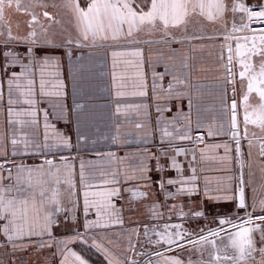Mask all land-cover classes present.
Instances as JSON below:
<instances>
[{"label":"snow or ice","instance_id":"1","mask_svg":"<svg viewBox=\"0 0 264 264\" xmlns=\"http://www.w3.org/2000/svg\"><path fill=\"white\" fill-rule=\"evenodd\" d=\"M14 3L19 10L20 0H0V20H3L5 7L11 8ZM64 6L73 15L76 34L74 37L65 38L59 47L127 48L126 51H112L114 68L115 58L121 55L139 58V67L143 63L144 50L141 45L151 46L159 43L170 46L183 45L185 40L221 39L223 43L219 61L223 69L222 79L225 86H231L233 93L230 104L223 102L228 118L224 134L230 136L232 145H206L200 149L201 158H204L207 152L220 147L224 148L226 155L229 152L243 155L242 140L248 143L249 157L254 147L253 140L258 141L259 155L264 157V136L257 137L255 132L249 136L250 125L256 126L264 133V0H256L254 4H247L243 0H87L85 6H81L80 0H65ZM229 13L230 23L226 19ZM43 15L51 19L47 11ZM201 21L220 23L223 31L215 37L193 33L181 38L175 34L181 30L187 34L190 23L199 24ZM35 22L37 17L33 14L29 22L30 30L24 37L12 36L9 29L7 42L15 40L25 44L23 54L14 51L0 52L4 61L0 63V105L5 102L3 86L6 84L8 129L6 133L0 132V247H11L13 254L33 246L38 249H55L53 257L59 256L58 264H89L88 260L71 249L70 245L77 242L95 249L104 257L106 264H141V260L136 259L137 256L146 257L143 264H264V199L258 204L255 199L251 205L246 202L247 185L242 172L238 182L230 187L217 186L212 189L211 181L204 179L205 198L237 200V209H245V215H237L236 219L219 217L216 228H202L192 232L182 223L172 224L168 221H165L162 227L145 226L144 245H153L156 251L137 252L139 231L133 230L128 237L123 256L113 251L112 246L119 247L117 241L88 234L93 230L109 229L113 225L123 224L119 214L121 210L117 208L116 201L124 198L122 193L125 191L130 193L131 198L137 195L146 198V189L151 186L150 173L153 170L160 174L158 186L162 191H166L171 199L179 200L200 192V177L193 167L196 160L195 149H192V160L188 164L191 175H185V170L176 157L189 154V149L182 147L177 141L198 144L203 142V136H192L189 116L186 114H178L172 120L164 117L166 111H171L167 102L183 94L176 86L184 82L173 76V81L165 88L162 84H157V80H163L164 74L154 73L152 89L157 101L155 130L160 135V151L143 154L144 159L137 158L123 173L117 170L103 174L99 183H84L82 163L81 193L71 179V173L67 169L62 171L54 160L47 158V152L44 151L53 146L68 147L70 143L49 120L50 115L59 118L57 109L62 113V106L52 105L51 114L47 109L38 106L39 98H59L63 84H53L45 77V69L58 67L54 56L51 55V49L58 45L53 39L47 38L46 33L42 42L38 40L37 33L32 28ZM141 34L149 37L159 34V37L140 39ZM0 35L3 33L0 32ZM17 66L19 71L13 70ZM184 67H188V64L185 63ZM137 76L140 82L134 83L133 87L140 90L133 92V95L144 96L146 92L143 89L146 85L143 75L137 73ZM113 79H116L115 73ZM237 84L241 96L239 101L236 99ZM161 100L164 101L163 104L160 103ZM77 107L82 108L83 105ZM191 107L192 102L189 100V112ZM241 110L242 121L239 119ZM117 111L119 112V108ZM40 112L43 113L42 141L22 132L25 126L39 128ZM177 124L181 126L177 127ZM17 125L20 127L17 128ZM136 127L142 128L143 125L137 124ZM223 128V124L215 128L210 125L207 135H220ZM50 139H54L56 143L50 144ZM33 156H43L44 159L36 165L25 163L26 158ZM62 161L66 163L64 158ZM241 166L243 167V160ZM173 169L177 176L166 178L164 173ZM121 175L124 176L125 183L134 181L137 188L143 187L145 190L136 192L124 188L120 181ZM169 186L174 187L175 191H169ZM229 192L232 194L227 195ZM81 195L86 217L84 231H75L73 238L56 239L52 229L60 227L63 218L68 217L71 211L79 206ZM162 207L164 206L154 202L149 211L156 219L164 220L163 213L158 210ZM176 207L173 205L169 209V216ZM90 211L95 214L94 220L87 219ZM180 212L181 220L190 215L194 218L204 216L202 210L183 213L181 208ZM149 232L152 235H149ZM153 236L156 239H153ZM34 241L36 243H33ZM177 250L198 253L199 258L193 260L189 255L185 260L179 255H167L168 252ZM129 253L132 255H128ZM205 253L207 259L204 258Z\"/></svg>","mask_w":264,"mask_h":264},{"label":"crops","instance_id":"2","mask_svg":"<svg viewBox=\"0 0 264 264\" xmlns=\"http://www.w3.org/2000/svg\"><path fill=\"white\" fill-rule=\"evenodd\" d=\"M30 0L29 6H21L17 10L15 3L11 8L5 7L3 22L8 20L12 36L24 37L30 30L29 22L32 15L35 14L37 22L32 24V28L37 33L38 28L45 33L47 38L55 41V49H51V55L54 56L58 67L45 69L46 79L51 83L62 82V95L57 98L43 97L39 98V108L47 109L51 114L52 105H60L63 108L62 113L57 109L59 118L49 117L50 123L65 137L70 146L59 148L53 146L45 149L47 158L54 160L62 171L67 169L71 173V179L77 187L83 191L80 183L81 164L84 165V183H99L103 174L116 172L121 173L129 168L130 163H134L137 158L144 159L145 153H158L160 151V135L156 129V99L153 94L152 84L153 75L164 74L162 81L157 80V84H162L165 88L169 82L173 81L176 76L184 83L177 85L180 92L183 93L178 98L174 97L167 102V107L171 111H166L164 117L172 120L178 114L189 116L191 134L194 131L203 130L206 141L200 145H192L189 141H177L184 148L189 149L187 156H177V161L183 166L185 175H191L188 168L192 160V149H195L196 160L193 162L197 174L200 177V192L191 196H184L179 200L168 197L166 191H162L158 186L159 173L154 170L151 175V186L146 189L148 195L146 198L137 195L135 198L130 197V193H122L123 199L117 200V208L123 220V224L113 225L109 229H98L89 232L90 236H105L109 240L117 241L119 247L112 246L113 251L123 256L124 249L127 247L128 237L133 230L139 231L140 242L136 245L137 252H154L156 247L153 245H144V228H151L156 225L163 226L165 221L172 224H180L192 232L199 229L216 228L218 218L227 216L236 219L237 215L244 216L245 209H237V200H209L203 195L204 179L211 181L212 189L217 186L230 187L238 182L243 174L246 182L245 196L246 202L251 205L253 199L257 204L264 199V157L259 155L258 141L253 140L254 147L251 150V156L248 153V143L242 140V153L237 155L234 152L225 154L224 148L220 147L207 152L204 158H201L200 149L206 145L232 142L230 136L225 135L227 130L228 118L224 112L223 102L229 104L233 98L231 86H225L222 75L223 69L219 61L221 51V39H204V40H185L184 44H152L151 46L141 45L143 48V63L137 67L139 58L129 57L127 55L117 56L115 58V68L113 67L114 58L111 53L113 50L126 51L127 48L112 49L105 47H84V48H67L59 47L64 39L76 34L75 22L71 11L66 8L65 0L46 1L45 4H36ZM87 0H80L81 6L86 5ZM230 2V0H229ZM247 4H254L256 0H243ZM32 4V5H30ZM40 5H47L41 7ZM47 11L51 19L45 18L43 13ZM7 14V17H6ZM7 18V19H6ZM231 21V14L226 16ZM223 28L220 23H209L201 21L199 24L192 22L188 25V32L185 34L182 30L175 34L183 38L184 35L191 36L193 33L205 37H215L222 32ZM3 33V32H2ZM40 34V33H39ZM9 34L0 35V52L14 51L23 54L26 47L23 43H17L15 40L7 42ZM156 36H147L141 34L140 39H158ZM43 40V39H42ZM41 41V40H40ZM42 42V41H41ZM123 43V42H122ZM0 57V63H3ZM187 63L188 67H184ZM15 71H19L17 66ZM115 73L116 79H113ZM137 73L143 75V81L146 87L143 89L146 95H133V92L140 89L134 88V83H139ZM39 73H37L38 89ZM5 102L0 105V132H7V85L3 86ZM122 93L118 95L117 93ZM222 94L223 98H222ZM240 89L237 84L236 99L239 101ZM189 100L192 102L191 111L189 112ZM160 103H164L163 100ZM83 105L82 108L77 107ZM119 108V112L117 109ZM40 126L38 129L25 126L22 132L29 137L43 140V113L39 114ZM242 110L239 119L242 121ZM199 123V127L197 124ZM143 125L137 128L136 125ZM223 124L220 135L208 136L209 126L217 127ZM177 124V127H180ZM17 128L20 126L17 125ZM242 127V125H241ZM171 130V129H170ZM51 133V128L49 129ZM255 132L256 136H264L256 126H249V136ZM50 144H55L54 139L49 140ZM11 145L9 144V149ZM66 160V163L62 161ZM43 156H33L26 158L25 163L36 165L43 161ZM243 160V167L241 166ZM154 166V161H153ZM66 174V173H65ZM131 175V172L129 173ZM164 176L175 178L176 171L170 170L164 173ZM63 178V176H62ZM121 185L126 189L133 191H144L143 187L137 188L134 181L125 183L124 176L120 177ZM169 191H175L174 187L169 186ZM229 192L227 195H231ZM221 195H224L221 193ZM73 199H75L73 197ZM164 207L158 208L163 213L164 220L156 219L149 211L153 203ZM176 205L175 211L169 216V209ZM191 213L192 210L204 212L203 217L194 218L191 215L181 220L182 213ZM83 212V198L81 195L79 206L71 211L68 217H64L60 227L53 228L54 236L58 240L73 238L75 231H84L85 222ZM88 220H94L95 214L90 211ZM149 235H152L149 232ZM135 240L136 237H133ZM153 239H156L153 236ZM33 243H36L34 241ZM71 249L83 258L88 260L89 264H106L104 257L95 249L83 243H73ZM55 249L28 247L25 251H17L13 254L11 247H0V264H4L5 259L14 261L20 255H28L29 258H44L45 264H51L46 260L53 258ZM7 255V256H6ZM128 255H132L129 253ZM167 255H179L187 259L189 255L192 259H198V253H189L187 250H177L168 252ZM207 259V253L204 256ZM258 258V257H257ZM19 259V258H18ZM136 259L143 260L146 257L137 256ZM153 259H156L153 257ZM59 256L55 257V263L58 264Z\"/></svg>","mask_w":264,"mask_h":264},{"label":"rangeland","instance_id":"3","mask_svg":"<svg viewBox=\"0 0 264 264\" xmlns=\"http://www.w3.org/2000/svg\"><path fill=\"white\" fill-rule=\"evenodd\" d=\"M46 1H50V0H32L31 2L34 3L33 6L35 7V5L37 4H45ZM57 0H54V2ZM61 1V0H58ZM37 2V4H36ZM30 0H20V4L21 6H29ZM32 5V4H30ZM7 17V14H6ZM7 19V18H6ZM8 24V20L3 22L0 20V32L5 33L6 35L9 34V26ZM38 28V36L37 39L43 41L44 40V33L41 30V27H36ZM43 39V40H42ZM7 256V255H6ZM19 258V259H18ZM16 258L13 262L12 261H8L7 259H5L4 264H45V259L44 258H39L36 256V258H29L28 255H20V257ZM48 262H50L51 264H56L55 263V258L53 257L51 260H46Z\"/></svg>","mask_w":264,"mask_h":264},{"label":"built area","instance_id":"4","mask_svg":"<svg viewBox=\"0 0 264 264\" xmlns=\"http://www.w3.org/2000/svg\"><path fill=\"white\" fill-rule=\"evenodd\" d=\"M254 27H255V25H254ZM192 136L194 138H199L200 136H203V142L198 143V144H192V145H196L197 146V145L203 144L206 141L205 133H204L203 130L194 131Z\"/></svg>","mask_w":264,"mask_h":264},{"label":"water","instance_id":"5","mask_svg":"<svg viewBox=\"0 0 264 264\" xmlns=\"http://www.w3.org/2000/svg\"><path fill=\"white\" fill-rule=\"evenodd\" d=\"M231 103V102H230Z\"/></svg>","mask_w":264,"mask_h":264}]
</instances>
